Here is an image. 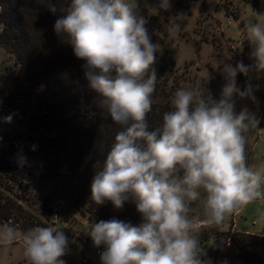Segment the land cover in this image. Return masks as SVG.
Here are the masks:
<instances>
[{"label":"clouds","instance_id":"9594fccd","mask_svg":"<svg viewBox=\"0 0 264 264\" xmlns=\"http://www.w3.org/2000/svg\"><path fill=\"white\" fill-rule=\"evenodd\" d=\"M158 7L168 11L171 4L160 0ZM147 24L138 0H69L54 24L57 37L85 62L99 106L121 127L92 179L91 199L97 205L111 201L117 209L131 201L141 216L138 225L95 222L88 235L94 246H103L101 264H211L200 247L201 229L222 224L249 203H264V169L249 166L246 155L247 136L261 120L247 106L237 109L240 100L257 103L251 82L241 89L236 80L238 73L249 76L252 66L222 63L219 99L206 87L209 76L177 89L161 126L149 130L158 43ZM246 31L255 69L264 70V20ZM4 120L11 123L12 116ZM13 235L8 228L3 238L10 242ZM68 246L65 232L53 227L24 235L28 264H66Z\"/></svg>","mask_w":264,"mask_h":264},{"label":"trees","instance_id":"16d2710c","mask_svg":"<svg viewBox=\"0 0 264 264\" xmlns=\"http://www.w3.org/2000/svg\"><path fill=\"white\" fill-rule=\"evenodd\" d=\"M68 3L0 0V45L18 64L13 71L0 72V102L18 110L20 118L13 124L14 133L22 136L29 144L28 151L42 160L38 170L57 182L53 185L55 194L70 198L71 207L90 227L111 219L135 225L141 216L133 202L113 210L111 201L97 205L91 199L92 179L102 170L121 127L99 106L98 94L84 76L85 62L77 59L72 47L54 32L55 21L65 14ZM170 66L172 61L156 56L153 67L157 82L152 110L147 114L149 130L161 126L163 114L171 110L175 91L182 88L171 71H165ZM57 171L63 172L60 182ZM199 243L201 249L212 254L213 264H264V235L232 228H202Z\"/></svg>","mask_w":264,"mask_h":264},{"label":"rangeland","instance_id":"374dc122","mask_svg":"<svg viewBox=\"0 0 264 264\" xmlns=\"http://www.w3.org/2000/svg\"><path fill=\"white\" fill-rule=\"evenodd\" d=\"M254 1L169 0L171 7L164 11L158 7L160 0H138L139 14L148 20L146 27L149 33L154 35V42L158 43V52L155 55L172 61L173 66L165 71H171L182 88L195 86L209 76L211 79L206 86L210 87L213 98L219 99L225 83L222 63H231L235 66L237 62L243 61L245 65L252 66L249 76L238 73L236 80L241 89L251 82L255 88L257 103L254 104L248 99L240 100L237 109L247 106L260 117L259 126L248 134L246 143L249 166L260 170L264 169V70L255 69L253 45L248 40L246 27L257 20H264V0H257V3ZM17 67L14 55L0 45V72L13 71ZM18 114L17 109H12L6 102H0V138L3 136V140L14 137L17 142L20 141V135L13 131L14 122L20 118ZM9 115L12 116L11 123L4 120ZM1 148H8V143H4ZM19 152L25 158V162L19 168L20 173L24 171L26 165L38 166L42 162L38 155L30 154L26 149L22 148ZM58 172L55 174L60 176L53 175L60 182L63 172L57 174ZM51 180L49 178L40 182L36 189L40 196L45 195L57 183ZM70 203V198L64 199L60 213L58 204L55 203L40 204L38 207L23 203L22 219L28 223H34V220H37L35 223L46 221L49 227L65 232L69 246L67 254L62 259L66 264H101L100 256L91 247L89 223L71 207ZM46 206L53 209V214L48 212V220L42 218V214L46 215ZM194 207L199 209L202 204L197 202ZM112 209L117 210L113 204ZM139 219L135 225L141 222V217ZM233 220L238 223V228L264 234V204L259 201L249 203L222 224L210 229L221 231L232 228ZM38 226L41 227L40 225L26 227L23 233ZM20 227L6 226L0 219V264H28L24 256V236L19 230ZM8 228L14 229L10 242L3 238ZM203 251L206 253L204 258L213 264L212 254L207 249Z\"/></svg>","mask_w":264,"mask_h":264},{"label":"built area","instance_id":"2783aa9c","mask_svg":"<svg viewBox=\"0 0 264 264\" xmlns=\"http://www.w3.org/2000/svg\"><path fill=\"white\" fill-rule=\"evenodd\" d=\"M4 134V133H2ZM20 141L13 139L14 137H8L3 140V136L0 138V219L6 224V226L20 227L22 235L24 236L28 231L23 233L27 228L34 225H40L41 227H49L47 223H28L24 222L22 206L23 203L26 205H34L36 207L40 204L51 205L52 203L58 204L59 213L62 211V201L64 197L55 194L56 190L51 187V190L45 193V195H39L36 189L40 182L48 179L46 173L38 170L37 166L29 165L25 167L24 171L20 173L21 168L20 158L22 157L19 152L20 149H26L28 151V142L20 136ZM4 143H8V148H1ZM30 154H32L30 152ZM3 160V161H2ZM48 176V175H47ZM44 177H46L44 179ZM49 180V179H48ZM264 204V203H263ZM53 209L46 206V215L42 214L44 220H48V212L53 214ZM24 244V238H23ZM91 247L97 255L103 251V246L97 248L94 246L93 241Z\"/></svg>","mask_w":264,"mask_h":264},{"label":"crops","instance_id":"0c3cea01","mask_svg":"<svg viewBox=\"0 0 264 264\" xmlns=\"http://www.w3.org/2000/svg\"><path fill=\"white\" fill-rule=\"evenodd\" d=\"M232 229L239 230L242 232H251L253 234L264 235L263 233L255 232L254 230H249V229H245V228H238V223L235 220H233Z\"/></svg>","mask_w":264,"mask_h":264}]
</instances>
